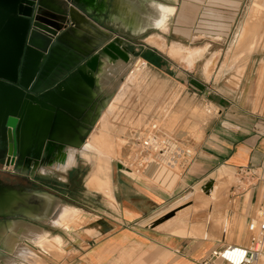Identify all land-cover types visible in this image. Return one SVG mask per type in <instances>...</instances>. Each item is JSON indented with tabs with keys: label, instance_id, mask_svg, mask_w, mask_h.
<instances>
[{
	"label": "crops",
	"instance_id": "crops-1",
	"mask_svg": "<svg viewBox=\"0 0 264 264\" xmlns=\"http://www.w3.org/2000/svg\"><path fill=\"white\" fill-rule=\"evenodd\" d=\"M56 1L67 3V0ZM83 3L81 6L98 17V21L86 18L80 24L81 30L77 31L76 42L95 49L118 37L126 48L127 45L133 46L140 59L142 52L137 54V49L149 46L144 40L155 36H160L166 44L172 39L175 43L224 40L235 45L237 36L243 34L246 25L242 18L246 0H83ZM190 26L196 28L193 33ZM194 50L187 49L184 55L188 56L189 51ZM150 51L162 59L157 52ZM244 59L237 81L218 77L217 71L206 79L211 61L207 70L205 63L198 67L199 76L192 74L190 68L193 65L189 69L177 68L181 79L178 83L183 90L201 98L211 107L213 114L205 123L199 141L194 144L193 160L181 184L171 192L141 178L118 176L111 180L112 197L95 190L98 188L92 187L91 178L86 183L77 181L86 192L70 197L73 195V181L67 178L59 180L61 189L51 186L45 193L26 190L23 185L10 184L0 177V181L14 190L47 196L74 212L60 225L18 218L39 229L37 237L31 239L33 242L42 237L50 238L49 242L57 239L62 253L48 254L47 257L40 253L39 257L31 252L33 262L24 258L23 261L15 260V264H200L211 250L223 244H247V224L264 206V181L257 182L250 190L231 191L232 203L238 202L237 221L247 235V240L242 243L230 240L225 217L221 221L218 240L208 238L212 234L207 228L203 234L201 224L191 227L192 237L176 235L178 231H190V225L173 229L171 218L153 227L154 222L176 208L174 204L180 192L196 185L203 188L216 172L222 176L229 172L237 174L240 168H253L264 177V51H249ZM198 60L201 58L194 61ZM165 71L173 70L166 65ZM99 91L96 92V104L100 100ZM70 150L62 146L52 151L58 169L64 171L72 161L73 157L68 156ZM26 184L37 185L33 180H27ZM217 186L213 184L207 198H215ZM176 215L184 214L178 210ZM79 216L81 224L76 218ZM229 219L232 221V216ZM47 241L40 246L50 248L51 245L45 244Z\"/></svg>",
	"mask_w": 264,
	"mask_h": 264
},
{
	"label": "rangeland",
	"instance_id": "rangeland-1",
	"mask_svg": "<svg viewBox=\"0 0 264 264\" xmlns=\"http://www.w3.org/2000/svg\"><path fill=\"white\" fill-rule=\"evenodd\" d=\"M252 1L246 0L245 8L242 12V18L246 22L245 27L249 30V33H246V38L239 43V47H236L238 50L233 48L234 45H231L230 42H225L224 40L218 42L201 40L176 43L181 46L185 45L183 47H185L186 51L187 49L204 50L198 57L201 58L200 61L195 62L197 58L193 64L188 65L176 55H170L169 50L175 40L170 39L168 45L160 36H155L144 40V44H148L150 47L145 46V48H140L136 51L137 54L142 52L141 58L144 61L137 58L134 47L130 45H127V50L130 54L127 62L104 57L102 59L104 61L101 63L97 73V82L100 90V100L97 104L99 117L91 127L84 142L88 141L90 136L101 133L98 130L101 128L100 119L101 115H103L107 116L105 118H107L109 128L103 129L100 141L93 142V140L95 141L93 136L92 148L86 147L84 144L78 149L71 148L72 150H70L68 156H72L73 159L67 164L64 171L58 169L57 165H55L56 162L52 153L36 171H32L30 168L12 172L0 169L4 173V175L0 176L1 179L13 185H23L26 190L48 193V189L51 186L61 189L59 180L67 178L73 181L71 185V194L73 195L70 197H74L79 193L86 192L78 185L77 181L86 183L91 178L90 180H93V183L91 182L92 187L98 188L99 190H95L103 193L102 191L105 189L101 188L107 182L110 185L112 179H116L118 176L133 178L132 175L123 172V170L126 171L123 167L121 171L117 170L116 164L128 157L129 153L136 147V142L142 140L147 132H168L193 149L194 144L200 139L205 123L213 112L211 107L203 102L201 98L194 97L191 91L183 90V87L178 83L179 81L181 82V79L178 78L177 68L179 70L189 69L193 65L190 68L193 70L192 74L199 76L198 67L205 63L204 66L207 70L206 66L211 61L209 70L206 73V79H209L212 74L214 76L217 71L218 77L237 81L241 73V62L243 63L245 60L247 50L249 49L248 52L264 51V3L260 1L257 7L258 12L255 14L250 9ZM244 17H247V20ZM195 29V26H190V32L193 33ZM252 32L254 35L251 34ZM170 38H173V35H170ZM208 44H210V47ZM200 45L201 47H199ZM243 46L244 49L242 50ZM150 50L157 52L162 56V59L156 58L157 56ZM237 51L239 52L237 53ZM205 52L207 53L205 54ZM203 54L205 55L202 56ZM152 61L159 63L163 69L153 65ZM166 65L172 67L173 71L166 72ZM232 69H235V71L230 72ZM113 105H115L114 108ZM153 124L157 127L154 131L151 130ZM111 147H114V154L110 152ZM81 150H83L82 154ZM99 151L104 156L98 155L97 152ZM79 155H82L84 159ZM104 168L107 169L101 177L102 180L99 177L95 178L96 172H100ZM104 175H107L108 181ZM254 179L256 180V178ZM27 180H33L37 185L28 186L26 184ZM143 180L151 183L145 178ZM181 180L182 177L172 178L169 186L167 188L162 187V189L171 192L178 184H181ZM255 180L250 179V182H255ZM101 181L107 182L103 184ZM210 182L218 185V192H216L213 200L206 197L207 194L203 192V188L199 185L180 192L179 198L174 204L176 208L173 211L176 213L180 210L184 215H174L170 219L174 224L173 229L190 225V231L181 236L192 237L191 227L194 224H201L203 234L207 228L210 235L212 234L208 238L218 240L221 236V221L225 217L226 231H230V240L236 243L246 241L247 235L243 230V225L238 223L237 215L235 214L238 202L232 203L230 195L231 191H236L239 188L247 190V182L242 180L237 174L230 172L222 176H219L218 172H216L212 175V181ZM154 186L158 187L157 185ZM191 189L194 190L190 191ZM91 190L92 188L89 191L91 192ZM30 195L33 194H29L26 197L29 206L28 210L22 208L21 212L33 219L50 225H60V223H64L66 217L74 213L70 209L61 206L55 200V203L32 200ZM206 199H208L207 202ZM246 201L247 195L245 196ZM231 216L232 221L229 219ZM76 218L80 223V216ZM29 226L34 227L22 220L0 223V264H15V260L23 261L24 258L33 262L32 253L39 257L41 254L47 257L48 254L62 253L61 243L57 239L49 242L50 238L42 237L37 242H33L31 239L37 237L40 231L36 227L31 228ZM238 233L240 235H237ZM176 235L179 234L176 233ZM46 240L48 241L45 244L47 246L51 245L50 248L44 245L40 246ZM33 245H35V248ZM37 246L41 248H37ZM256 264H264V257L261 256Z\"/></svg>",
	"mask_w": 264,
	"mask_h": 264
},
{
	"label": "water",
	"instance_id": "water-1",
	"mask_svg": "<svg viewBox=\"0 0 264 264\" xmlns=\"http://www.w3.org/2000/svg\"><path fill=\"white\" fill-rule=\"evenodd\" d=\"M82 4L0 0V165L13 153L15 170L36 171L53 151L50 144L80 148L99 117L95 101L102 59L128 61L118 37L95 49L76 42L86 18L98 21ZM29 194L0 181V223L32 219L21 212L29 208ZM174 215L166 214L153 227Z\"/></svg>",
	"mask_w": 264,
	"mask_h": 264
},
{
	"label": "built area",
	"instance_id": "built-area-1",
	"mask_svg": "<svg viewBox=\"0 0 264 264\" xmlns=\"http://www.w3.org/2000/svg\"><path fill=\"white\" fill-rule=\"evenodd\" d=\"M156 129L153 124L151 130ZM135 145L128 157L119 163L126 170L123 172L133 178H145L160 188H167L172 178L183 177L193 160L192 148L168 132H147ZM15 160L13 153L6 155L7 163L1 165V170L14 171L15 166L11 162ZM237 175L247 182V190L264 181L263 175L253 168H240ZM250 179L255 182H250ZM247 232V244H223L211 250L200 264H256L264 255V206L249 220Z\"/></svg>",
	"mask_w": 264,
	"mask_h": 264
},
{
	"label": "bare ground",
	"instance_id": "bare-ground-1",
	"mask_svg": "<svg viewBox=\"0 0 264 264\" xmlns=\"http://www.w3.org/2000/svg\"><path fill=\"white\" fill-rule=\"evenodd\" d=\"M260 1L261 2H263L264 3V0H253L252 1V3H251V10H252V12L254 13L255 12V14H256V12H258L257 11V7H258V5L260 4ZM156 6V5H155ZM156 11V10H155ZM158 11V10H157ZM168 12H170L169 10H168ZM249 13H250V11H249ZM248 14V13H247ZM251 15V14H250ZM255 16V15H254ZM249 17V16H248ZM245 18V17H244ZM247 18V17H246ZM245 18V20H247ZM250 18V17H249ZM249 20V19H248ZM252 20V19H251ZM243 23V22H242ZM246 24V23H245ZM244 26V25H243ZM246 26V25H245ZM248 28H250V27H248ZM163 30H166V28H162ZM249 30L247 29L246 30V27H245V29H244V31H243V34L241 33V35H242V37H240V36H237V38H238V40H237V42L235 43V45L233 46V48H235L236 49V47L239 45V43L244 39V38H246L245 36H247V34L246 33H249L248 32ZM251 34H253V32L251 33ZM254 35V34H253ZM251 37H253L254 38V36H252L251 35ZM251 40V39H250ZM252 42H253V40H252ZM248 44V43H247ZM250 45V44H249ZM231 46V45H230ZM251 46V45H250ZM239 47V46H238ZM247 47V46H246ZM245 47V48H246ZM242 50L244 49V46H243V48H241ZM248 49V48H247ZM236 50H238V49H236ZM249 50V49H248ZM248 50H247V52H248ZM203 51L204 50H201V49H197V50H194V51H189V55L188 56H185L184 55V53L185 52H187L186 51V49H185V47H183V46H181V45H179V44H176V43H173L172 44V46L170 47V50H169V53H170V55H176L179 59L181 58V59H183V60H181L182 62H184V63H186V64H188V65H191V64H193V62H194V60L198 57V56H200L202 53H203ZM241 51V50H240ZM229 52V51H228ZM227 52V53H228ZM239 51H237V53H238ZM246 52V51H245ZM228 55V54H227ZM229 55H230V53H229ZM233 56V55H232ZM229 58V57H228ZM104 61V60H103ZM103 61L101 62V63H103ZM109 61H111V59H109ZM227 62V61H226ZM115 72V71H114ZM113 72V73H114ZM112 77V76H111ZM114 106L115 105H113V108H114ZM110 108V107H109ZM110 110H111V108H110ZM109 111V110H108ZM101 112V111H100ZM107 114V113H106ZM102 117H101V130L99 129L98 131H100L101 133H99V135H93L94 137H95V141L93 140V142H97V141H100V139L102 138V132H103V129H108L109 127V125H108V123H107V118H105V117H107V116H103V115H101ZM99 120V121H100ZM95 132V131H94ZM93 132V133H94ZM91 133H92V131H91ZM93 136L91 137L90 136V138H89V140L88 141H85L83 144L86 146V147H89V148H92V138H93ZM89 137V136H88ZM110 152L112 153V154H114L115 153V150H114V147H111V150H110ZM52 153V152H51ZM97 154L98 155H102V156H104L103 154H101L100 153V151L99 152H97ZM51 155V154H50ZM49 155V156H50ZM104 164H105V162H104ZM103 164V165H104ZM103 168V167H102ZM107 168H104V169H102L100 172L98 171V172H96V174H95V178H97V177H99L100 179H101V177H102V175L104 174V171L106 170ZM104 177H106V179H107V181H108V177H107V175H104ZM176 179V178H175ZM98 180V179H97ZM102 180V179H101ZM99 181V180H98ZM107 181H104V182H102L103 184L104 183H106ZM90 182H92L93 183V180H90ZM111 184L109 185V182H107V184H104V186L101 188V189H105L103 192L105 193H107V195L109 196V197H112V193H111ZM212 187H213V185H212ZM212 189V188H211ZM211 189H209V190H207V191H204L203 190V192L205 193V194H209V192L211 191ZM30 199H32V200H39V201H43V202H45V201H48L49 203H55V201L54 200H52V199H50V198H48L47 196H44V195H41V194H33V195H30ZM177 234H179L180 236L181 235H185L186 234V232H182V231H178L177 232Z\"/></svg>",
	"mask_w": 264,
	"mask_h": 264
},
{
	"label": "flooded vegetation",
	"instance_id": "flooded-vegetation-1",
	"mask_svg": "<svg viewBox=\"0 0 264 264\" xmlns=\"http://www.w3.org/2000/svg\"><path fill=\"white\" fill-rule=\"evenodd\" d=\"M56 146H57L56 144H50V145H49V149H50V150H54V149H56ZM0 169H1V165H0ZM1 175H4V173H0V176H1Z\"/></svg>",
	"mask_w": 264,
	"mask_h": 264
},
{
	"label": "trees",
	"instance_id": "trees-1",
	"mask_svg": "<svg viewBox=\"0 0 264 264\" xmlns=\"http://www.w3.org/2000/svg\"><path fill=\"white\" fill-rule=\"evenodd\" d=\"M148 60V59H147ZM153 62V61H152ZM153 65H155V66H157V67H159V68H161V69H163L162 67H161V65L159 64V63H157V62H153L152 63Z\"/></svg>",
	"mask_w": 264,
	"mask_h": 264
}]
</instances>
